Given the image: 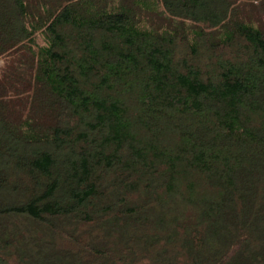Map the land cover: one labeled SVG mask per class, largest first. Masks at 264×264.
I'll return each instance as SVG.
<instances>
[{
	"label": "trees",
	"instance_id": "trees-1",
	"mask_svg": "<svg viewBox=\"0 0 264 264\" xmlns=\"http://www.w3.org/2000/svg\"><path fill=\"white\" fill-rule=\"evenodd\" d=\"M0 0V262L264 264V0Z\"/></svg>",
	"mask_w": 264,
	"mask_h": 264
},
{
	"label": "rangeland",
	"instance_id": "rangeland-1",
	"mask_svg": "<svg viewBox=\"0 0 264 264\" xmlns=\"http://www.w3.org/2000/svg\"><path fill=\"white\" fill-rule=\"evenodd\" d=\"M209 4V8H214L217 5L216 0H206ZM261 3L255 4L254 6H251L252 12L256 14V16L260 17L261 19H264V7H260ZM2 61H0L1 65ZM0 264H4V262L1 260ZM44 264H47L44 262Z\"/></svg>",
	"mask_w": 264,
	"mask_h": 264
}]
</instances>
